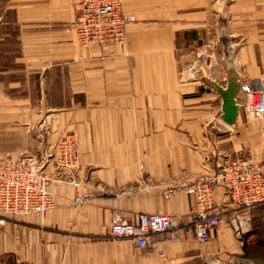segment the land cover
<instances>
[{"label": "crops", "instance_id": "crops-1", "mask_svg": "<svg viewBox=\"0 0 264 264\" xmlns=\"http://www.w3.org/2000/svg\"><path fill=\"white\" fill-rule=\"evenodd\" d=\"M80 1L0 0L1 130L25 137L0 159L47 155L75 132L81 190L93 196L77 205L73 185H52L54 208L0 228V264H264V203L236 206L220 187L222 222L200 241L196 198L165 197L227 160L264 155V119L242 106L244 87L264 82V0H123L137 17L125 43L90 48L73 26ZM232 80L229 124L216 84ZM118 212L170 215L175 226L139 247L111 238Z\"/></svg>", "mask_w": 264, "mask_h": 264}, {"label": "built area", "instance_id": "built-area-1", "mask_svg": "<svg viewBox=\"0 0 264 264\" xmlns=\"http://www.w3.org/2000/svg\"><path fill=\"white\" fill-rule=\"evenodd\" d=\"M136 22L135 13L125 9L123 0H81L77 4L73 26L81 45L90 48L123 45L127 28ZM205 56V49L196 51L198 60ZM244 92L242 106L245 111L252 119L263 120L264 82L253 81L244 87ZM80 169L78 142L72 133L60 137L47 155L21 154L0 159V228L15 217L42 215L54 208L56 200L51 186L55 184L73 185L77 205L90 201L92 194L81 190ZM220 187L226 190L229 200L236 206L249 208L264 203V155L258 159L240 155L190 185L167 189V199L180 189L196 198L197 208L191 213L190 226L200 241L210 240L222 222L223 211L214 198ZM174 226L170 215L140 213L131 222L118 212L112 216L110 236L112 239H130L139 247H146L153 235L172 231ZM159 255L167 258L163 251ZM168 260L174 262L172 258Z\"/></svg>", "mask_w": 264, "mask_h": 264}, {"label": "water", "instance_id": "water-1", "mask_svg": "<svg viewBox=\"0 0 264 264\" xmlns=\"http://www.w3.org/2000/svg\"><path fill=\"white\" fill-rule=\"evenodd\" d=\"M216 85H217L219 92L223 95V98H224V106H223L224 120L229 124H233L237 110H238L237 109L238 105L235 102L237 83L234 80H232L228 84L226 89L219 86L218 84H216Z\"/></svg>", "mask_w": 264, "mask_h": 264}, {"label": "rangeland", "instance_id": "rangeland-1", "mask_svg": "<svg viewBox=\"0 0 264 264\" xmlns=\"http://www.w3.org/2000/svg\"><path fill=\"white\" fill-rule=\"evenodd\" d=\"M2 127L3 125H1L0 123V150L12 148L14 146L22 144L25 141V137H22L20 135H5L3 133L4 130H1ZM70 133L75 134L77 138V134L75 132H70ZM88 193H91V192H88Z\"/></svg>", "mask_w": 264, "mask_h": 264}]
</instances>
